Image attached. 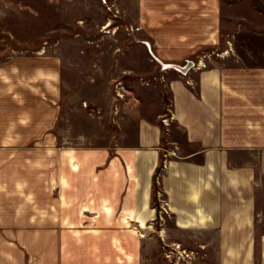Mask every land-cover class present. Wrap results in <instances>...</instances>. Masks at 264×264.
I'll return each mask as SVG.
<instances>
[{
    "label": "crops",
    "instance_id": "0c3cea01",
    "mask_svg": "<svg viewBox=\"0 0 264 264\" xmlns=\"http://www.w3.org/2000/svg\"><path fill=\"white\" fill-rule=\"evenodd\" d=\"M136 14L164 73L149 86L124 78L122 100L139 112L113 147L60 148L72 96L57 55L0 61V264H170L161 249L179 248V233L200 248L216 235L219 264H252L253 234H264V62L243 58L264 53L228 48L232 65L194 63L234 26L221 0H137ZM187 62L186 74L162 68Z\"/></svg>",
    "mask_w": 264,
    "mask_h": 264
},
{
    "label": "rangeland",
    "instance_id": "374dc122",
    "mask_svg": "<svg viewBox=\"0 0 264 264\" xmlns=\"http://www.w3.org/2000/svg\"><path fill=\"white\" fill-rule=\"evenodd\" d=\"M221 2L223 12H233L237 18L234 26L227 29L223 25L217 49L193 58L201 69L232 65V57L224 54L228 48L247 55L251 51L264 53V0ZM232 3L239 7L228 9ZM136 4L137 0H0V61L20 55H57L61 60L64 93L72 100L62 103L60 148L113 147L118 131L130 126L139 112L135 100H122L130 96L125 90L130 87L122 83L124 78L134 76L143 86H149L154 75L164 73L151 56L153 45L147 44L137 26ZM229 28H234V36L226 34ZM132 52L138 55L129 56ZM243 59L248 63L264 62L260 56ZM135 65L144 76L126 72L120 79V67L130 70ZM155 197L152 206L158 207L160 194L156 192ZM262 235L253 234L252 264H262ZM196 237L192 233L174 234L173 238L181 239L182 244L177 249L166 244L161 249L164 261L219 264L224 249L219 252L216 235L205 236L207 244L203 248L196 246Z\"/></svg>",
    "mask_w": 264,
    "mask_h": 264
},
{
    "label": "water",
    "instance_id": "95a60500",
    "mask_svg": "<svg viewBox=\"0 0 264 264\" xmlns=\"http://www.w3.org/2000/svg\"><path fill=\"white\" fill-rule=\"evenodd\" d=\"M192 63L191 62H187L184 66H177V65H173V64H168V65H162L163 69H172L175 70L177 72H179L180 74H186V72L192 67Z\"/></svg>",
    "mask_w": 264,
    "mask_h": 264
},
{
    "label": "trees",
    "instance_id": "16d2710c",
    "mask_svg": "<svg viewBox=\"0 0 264 264\" xmlns=\"http://www.w3.org/2000/svg\"><path fill=\"white\" fill-rule=\"evenodd\" d=\"M161 165H162V163H161V160H160V163H159L158 167L156 168V171H155V174H154V177H153V186H152V198L153 199L155 198V193L157 191L156 177H157V174L159 173Z\"/></svg>",
    "mask_w": 264,
    "mask_h": 264
},
{
    "label": "built area",
    "instance_id": "2783aa9c",
    "mask_svg": "<svg viewBox=\"0 0 264 264\" xmlns=\"http://www.w3.org/2000/svg\"><path fill=\"white\" fill-rule=\"evenodd\" d=\"M171 252H169V254H170Z\"/></svg>",
    "mask_w": 264,
    "mask_h": 264
}]
</instances>
